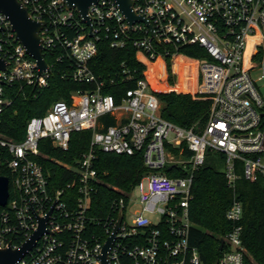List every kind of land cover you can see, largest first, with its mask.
I'll return each mask as SVG.
<instances>
[{
    "label": "built area",
    "instance_id": "1",
    "mask_svg": "<svg viewBox=\"0 0 264 264\" xmlns=\"http://www.w3.org/2000/svg\"><path fill=\"white\" fill-rule=\"evenodd\" d=\"M17 1L32 21L42 23L38 36L47 69L39 72L0 14V60L5 65L0 71V113L11 103L14 85L22 92L41 90L58 64L63 79L94 87L72 92L70 103L54 102L44 115L30 118L22 141L0 135L10 177H5L8 200L0 206V250L18 249L37 230L38 219L48 217L45 232L15 264H100L98 256L120 219L107 253L109 264H202L188 241V209L194 175L207 154L223 157L222 172L232 190L237 161L246 180H264V100L251 76L259 71L264 78V0H132V11L149 22L156 41L144 24L130 27L113 0L92 4L88 25L62 0ZM101 41L113 50L130 45L150 64L165 67L168 59L171 65L178 63L180 71L191 64V96L209 102L205 124L185 129L162 118L144 70L139 76L143 78L118 98L105 94L104 84L90 69ZM192 47L204 56L191 58L182 52ZM122 75L127 80L136 77L128 70ZM85 131L91 132L87 151L74 164L56 161L70 178L50 186L35 160L40 142L47 140L66 152L71 135ZM98 152L139 154L146 168L130 193L112 201L106 217L89 213L100 183ZM167 168L172 176L165 173ZM224 219L230 230L221 238L216 264H251L244 260L242 204L235 195Z\"/></svg>",
    "mask_w": 264,
    "mask_h": 264
},
{
    "label": "trees",
    "instance_id": "2",
    "mask_svg": "<svg viewBox=\"0 0 264 264\" xmlns=\"http://www.w3.org/2000/svg\"><path fill=\"white\" fill-rule=\"evenodd\" d=\"M191 58L204 56L197 47L183 50ZM135 49L127 45L124 49L113 50L106 41L97 44L96 55L90 61V69L98 82L104 84L105 94L118 98L131 89L137 79H141L144 66L136 60ZM168 60V59H166ZM176 71L179 64L176 63ZM190 70H181L178 74L177 88L184 89L193 81L192 65ZM129 71L136 77H123V71ZM61 66L52 67L47 86L41 90L32 87L19 91L14 85L10 91L11 103L0 113V135L6 140L20 142L24 137L26 122L32 117L45 114L51 104L57 101L71 102V93L77 90H92L93 85H82L60 77ZM154 77H149L153 81ZM110 81L112 83L110 84ZM157 89H164L155 86ZM7 89V88H6ZM160 103V116L174 125L185 129L201 128L208 117L209 102L193 99L190 94L175 92L156 94ZM264 123V118H263ZM107 124H112L107 120ZM91 132L74 133L66 152L52 148L47 140L39 144L37 163L44 168L50 186L62 185L70 176L60 163L74 164L81 154L87 151ZM96 169L100 183L96 195L92 198L89 213L98 217L111 215L112 201L122 193H130L132 188L146 173L141 157L113 156L97 153ZM7 151L0 147V176L10 179L6 169ZM221 155L207 154L204 165L196 171L192 184V200L189 203V219L192 223L189 244L197 248L202 264H216L221 252L219 240L230 230L224 219L233 196L242 204L241 242L245 248L244 260L251 264H264V180L258 177L250 182L243 177L241 163L236 162L237 180L234 190L228 188L222 172ZM57 161V162H56ZM168 176L172 172L165 170ZM98 232L99 229L96 228Z\"/></svg>",
    "mask_w": 264,
    "mask_h": 264
},
{
    "label": "water",
    "instance_id": "3",
    "mask_svg": "<svg viewBox=\"0 0 264 264\" xmlns=\"http://www.w3.org/2000/svg\"><path fill=\"white\" fill-rule=\"evenodd\" d=\"M98 0H62L67 10H75L77 14L88 25L89 20L87 18V12L92 4H95ZM117 5L125 20L131 27L134 23L144 24L150 31L154 41L156 38L153 33L152 26L142 16L136 15L132 11V0H113ZM0 14L7 17L10 22L11 29L15 33L18 42L25 48L26 53L32 57L37 64L39 72L47 69V65L42 58V48L40 46V38L38 36L39 31L42 28V23L32 21L28 15L26 8L22 7L17 0H0ZM4 62L0 60V71L4 70ZM170 171V168H167ZM9 197V183L7 178L0 176V206H5ZM45 219H38V228L30 236V238L23 243L18 249H1L0 250V264H15L20 258L26 255L36 241L45 232ZM120 219L116 223L112 235L106 240L102 247L101 254L98 256L100 264H109L107 260V253L113 243L114 236L118 230ZM223 246L222 239L219 240L218 250L221 251Z\"/></svg>",
    "mask_w": 264,
    "mask_h": 264
},
{
    "label": "rangeland",
    "instance_id": "4",
    "mask_svg": "<svg viewBox=\"0 0 264 264\" xmlns=\"http://www.w3.org/2000/svg\"><path fill=\"white\" fill-rule=\"evenodd\" d=\"M249 50H250V46L247 45L246 52ZM135 57H136V60L140 61V63L144 66V71L147 76L145 77V79L147 80V82L149 83L150 87L155 92V94L168 93V92L173 91L178 94L182 93V94L192 95L193 88H194V80L188 82L187 86L184 89L177 88L178 77H179L178 74H179L180 69L179 71L176 72L175 69L177 68V66L175 64L171 65L170 60L165 61V64H164L165 67H164L163 65L159 66L158 63L150 64L146 62L144 58H142L139 54H135ZM189 68L190 67H188L187 70H190ZM192 73H193L192 77L194 79V72L192 71ZM251 76L253 79L256 80L259 94L264 100V78L260 77L261 74L259 71H254L251 74ZM149 77H154L153 78L154 84H153V81H150ZM258 78L260 79L258 80ZM153 85L163 87L164 89H157ZM150 219L152 218L150 217Z\"/></svg>",
    "mask_w": 264,
    "mask_h": 264
}]
</instances>
